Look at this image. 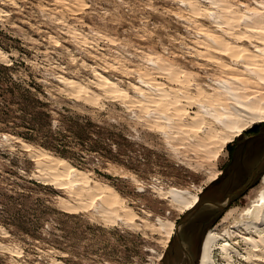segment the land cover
<instances>
[{"label":"rangeland","instance_id":"374dc122","mask_svg":"<svg viewBox=\"0 0 264 264\" xmlns=\"http://www.w3.org/2000/svg\"><path fill=\"white\" fill-rule=\"evenodd\" d=\"M248 24L264 0H0V264H198L207 232L235 230L222 220L260 190L264 123L229 138L221 65L242 68L212 46L264 53ZM24 90L53 148L23 127ZM234 241L211 264H264Z\"/></svg>","mask_w":264,"mask_h":264},{"label":"bare ground","instance_id":"6f19581e","mask_svg":"<svg viewBox=\"0 0 264 264\" xmlns=\"http://www.w3.org/2000/svg\"><path fill=\"white\" fill-rule=\"evenodd\" d=\"M242 35L245 37L255 36L258 41L257 43H264V27L262 26L259 27L248 24L243 29ZM214 41L216 42L217 40L214 39ZM227 44L226 49L223 51L214 46H212V50H215L223 56L229 57L232 61L238 62L241 66L240 68H242V70H238L230 63H222L221 65L223 66L222 70L229 74V76L220 82L226 84L224 90L228 91L231 95L230 97L233 98L234 109L230 112L227 111L228 107L226 104H219L220 107L217 108H219L218 114L225 120L228 131L231 133L229 138L232 139L241 135L247 129L246 126H248L247 123L249 121H253L254 126L264 123V57H261V55L264 56V53L259 46H255V49L248 51L245 50V48L234 47L230 46L229 43ZM219 63L221 64V62ZM245 72L247 74H253L257 82L253 80L250 81V77H248ZM231 141L232 140L222 141V146ZM73 171L74 167L69 166L68 172L72 173ZM59 178L62 179L65 178V176L61 174ZM216 179H218V177H215L213 181ZM69 182L72 186H78L80 184L76 180H69ZM197 197L198 195L194 198L191 207L188 206V210L193 209L197 205ZM227 201L228 199H226V202ZM223 205H219V207L223 208ZM222 221L224 223L230 222V227L235 230H226L227 237H222L213 230L207 232L200 247L198 264L212 263V254L216 249V243L219 241L221 242L220 249L223 256L231 260L232 254L237 252V248L235 249L234 247L237 243H235L236 241L232 243V238L244 240V242L248 244V254H252L251 256H263L264 258V174L260 181V190L253 197L251 203L239 213L234 209H228Z\"/></svg>","mask_w":264,"mask_h":264},{"label":"trees","instance_id":"16d2710c","mask_svg":"<svg viewBox=\"0 0 264 264\" xmlns=\"http://www.w3.org/2000/svg\"><path fill=\"white\" fill-rule=\"evenodd\" d=\"M2 68L6 70L9 69L8 66H2ZM9 92L12 93L11 91ZM24 92H21L20 96L21 98L26 99V104L21 106L20 110L23 114L29 115L31 120L28 122V124H24L23 127L26 131H28L27 133L30 132L36 135L42 134V136L46 137L47 140H45L43 144L41 143V145L44 147L53 148V146H51V142L49 141V139H53V136L51 133H49V130L52 126V116L50 113L44 110L47 107L46 104H43L37 98V96L32 94L29 90H24ZM16 133L22 136L25 140L32 142L36 141L32 136H25L24 132L16 131Z\"/></svg>","mask_w":264,"mask_h":264},{"label":"snow or ice","instance_id":"6c2138e0","mask_svg":"<svg viewBox=\"0 0 264 264\" xmlns=\"http://www.w3.org/2000/svg\"><path fill=\"white\" fill-rule=\"evenodd\" d=\"M88 5L86 4L85 5V7H87ZM151 5H150V3L149 4H146V7H150ZM189 207H191V205H189ZM181 210H183V209H181ZM161 264H162V261H161Z\"/></svg>","mask_w":264,"mask_h":264},{"label":"crops","instance_id":"0c3cea01","mask_svg":"<svg viewBox=\"0 0 264 264\" xmlns=\"http://www.w3.org/2000/svg\"><path fill=\"white\" fill-rule=\"evenodd\" d=\"M264 158V157H263Z\"/></svg>","mask_w":264,"mask_h":264}]
</instances>
